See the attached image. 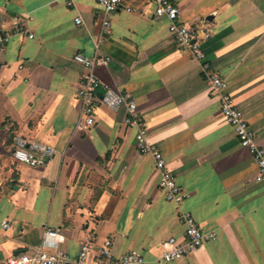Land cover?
Here are the masks:
<instances>
[{"label": "crops", "instance_id": "0c3cea01", "mask_svg": "<svg viewBox=\"0 0 264 264\" xmlns=\"http://www.w3.org/2000/svg\"><path fill=\"white\" fill-rule=\"evenodd\" d=\"M173 1L264 145V0ZM97 51L111 57L95 69L97 95L106 87L133 95L148 143L186 193L181 205L160 191L125 106L101 105L94 126L77 127L86 68L73 57ZM220 107L202 62L176 43L152 0H123L116 12L100 0H0V264L35 250L47 230L73 258L91 237V258L111 239L116 257L136 249L145 264H264V182ZM19 136L55 156L35 167L15 162ZM179 210L216 239L160 260V242L184 237Z\"/></svg>", "mask_w": 264, "mask_h": 264}, {"label": "built area", "instance_id": "2783aa9c", "mask_svg": "<svg viewBox=\"0 0 264 264\" xmlns=\"http://www.w3.org/2000/svg\"><path fill=\"white\" fill-rule=\"evenodd\" d=\"M155 3V14L160 18L168 20V30L176 43L189 50L193 58L202 62L203 72L221 100L220 111L222 116L232 125L242 147L249 149L258 167L257 181L264 182V145L260 144L256 132L251 128L242 110L236 103L233 95L229 92V83L216 67L207 59V55L201 45L195 40V33L192 28L183 23L180 18V9L173 0H152ZM100 4L108 12H116L123 7V0H100ZM126 10L130 11L129 7ZM76 23L81 24L82 19L76 18ZM104 32L107 34L111 29L110 19L102 21ZM21 25L14 34L25 31ZM12 33L7 34L4 42H9ZM32 37V35L30 36ZM74 60L86 68L78 90L80 100V111L77 127L85 125L92 127L96 123L97 108L101 105L116 108L125 106L127 109L126 125L136 129V140L139 148L150 153L155 161L156 168L160 172L159 188L169 202L181 205L186 198V193L177 182L176 175L168 168L167 161L162 151L147 141V126L139 106L132 94H121L113 88L106 87L102 95H97L100 87V79L95 69L110 63L111 57L97 51L95 55L89 57L78 52L74 55ZM56 150L41 142L29 143L23 137H16L12 147V158L17 163H24L30 166L43 165L47 159L54 157ZM179 219L184 227V237L178 240L176 237H169L158 244L161 249L160 260L171 261L188 257L196 252L206 241L215 240L216 234L206 232L197 222L195 217L184 210H179ZM3 227H9V222L4 221ZM54 234L52 230H47L40 246L33 251H24L12 255L5 264H145L143 254L132 249L121 257H116L113 252V242L106 239L98 248L96 255L91 258V252L95 248L94 238L86 240L78 253L73 258L66 251L57 245H52L47 240V235Z\"/></svg>", "mask_w": 264, "mask_h": 264}, {"label": "water", "instance_id": "95a60500", "mask_svg": "<svg viewBox=\"0 0 264 264\" xmlns=\"http://www.w3.org/2000/svg\"><path fill=\"white\" fill-rule=\"evenodd\" d=\"M209 19H212V15L209 17Z\"/></svg>", "mask_w": 264, "mask_h": 264}]
</instances>
